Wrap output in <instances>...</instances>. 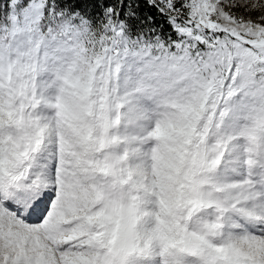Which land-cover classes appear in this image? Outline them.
I'll list each match as a JSON object with an SVG mask.
<instances>
[{"label": "snow or ice", "instance_id": "obj_1", "mask_svg": "<svg viewBox=\"0 0 264 264\" xmlns=\"http://www.w3.org/2000/svg\"><path fill=\"white\" fill-rule=\"evenodd\" d=\"M0 264H264V0H0Z\"/></svg>", "mask_w": 264, "mask_h": 264}, {"label": "trees", "instance_id": "obj_2", "mask_svg": "<svg viewBox=\"0 0 264 264\" xmlns=\"http://www.w3.org/2000/svg\"><path fill=\"white\" fill-rule=\"evenodd\" d=\"M144 11H145V12H147V11H148L147 7H145V8H144Z\"/></svg>", "mask_w": 264, "mask_h": 264}]
</instances>
